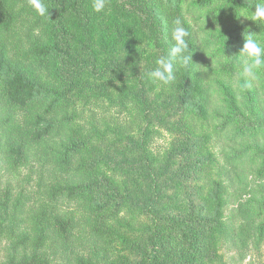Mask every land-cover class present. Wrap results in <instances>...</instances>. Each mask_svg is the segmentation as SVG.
Listing matches in <instances>:
<instances>
[{
    "label": "rangeland",
    "instance_id": "obj_1",
    "mask_svg": "<svg viewBox=\"0 0 264 264\" xmlns=\"http://www.w3.org/2000/svg\"><path fill=\"white\" fill-rule=\"evenodd\" d=\"M43 2L50 7V20L38 16L28 0L2 2L8 17H0V51L5 53L0 78V204L7 212L0 207V264L34 252L49 264H76L78 258L96 264H264V239L234 240L223 227L239 199L233 195L236 186L229 188L219 215L208 200L209 181L220 174L223 153L238 150L236 140L222 148L211 116L200 122V129L182 125L178 82L163 85L147 77L161 54L141 19L118 10L112 0H106L100 13L93 11V0ZM33 44L47 46L49 55L26 61L24 52ZM17 60L42 90L23 109L3 93ZM243 78L255 84L259 77ZM228 82L230 95L241 102L237 79ZM256 98L255 115L262 114L264 99ZM52 102L59 111L42 115ZM248 109L238 108L233 121L242 135L237 141L252 157L262 145L251 136L255 119H248ZM36 117L43 123L63 120L74 132H56L32 146L15 166L4 138L6 128H38ZM187 137L200 149L192 159L182 154ZM53 151L71 163L79 157L88 171L67 173L54 167ZM199 159L205 170L201 177L187 172ZM234 167L248 189L264 185L250 158ZM94 177L108 178L118 200L104 188L74 198L51 195L54 186L85 184ZM149 201L156 204V216H162L159 235L142 208ZM52 216L70 218L72 225L58 231ZM186 226L193 231L190 238L182 233Z\"/></svg>",
    "mask_w": 264,
    "mask_h": 264
},
{
    "label": "trees",
    "instance_id": "obj_2",
    "mask_svg": "<svg viewBox=\"0 0 264 264\" xmlns=\"http://www.w3.org/2000/svg\"><path fill=\"white\" fill-rule=\"evenodd\" d=\"M0 0V17H8L7 11ZM258 0H112L113 5L124 12L134 15L141 19L147 27L153 47L164 56L167 54L174 41L171 38L172 29L177 19L181 20L182 25L188 28L190 36V49H192L191 59L193 64L188 68L176 66L175 79L178 82L179 92L177 94L179 107L185 113L182 125L189 129L199 128L200 122L205 121L207 116H211L216 125V134L219 142L224 145L230 144L234 140L238 145L235 154L225 151L221 172L209 181L210 189L208 191V200L210 206L215 208L219 215L223 207L225 208V197L228 195L229 188L234 185L237 189L233 195L238 196L232 204L231 212L224 222L223 227L227 228L234 240L250 241L252 238L257 241L264 239V185L260 189H248L246 182L242 180L245 177L240 176L235 171L234 165L238 166L245 158H250L257 170L254 171L256 177L263 181L264 177V111L255 115L257 96L264 99V71L258 73L259 77L255 84L252 80H244L242 67L239 62L240 50L243 47V33L247 31L257 35L261 45H264V25H260L244 15H251L254 10V4ZM226 39V40H225ZM225 46L223 48V41ZM50 49L41 44H33L31 48L24 52L25 60L34 57H47ZM5 53L0 51V78L4 67ZM16 68L10 72L9 77L4 81L3 93L5 98L12 105L23 109L31 104L35 97L42 93L39 86L31 79H28L23 71V64L17 60L14 62ZM237 79L236 90L241 94V102H237L230 95V86L228 79ZM228 82V83H227ZM254 89V90H253ZM142 103H145L142 97ZM245 105L249 109L248 119L252 116L255 119L251 122L253 128L251 136L261 141V147L255 149L257 154L249 156L247 150L241 147V141H237L242 136L233 121L238 108L241 110ZM59 111L58 106L50 103L42 111V115L51 117L54 112ZM41 120L36 117L34 122L41 125L38 128L25 126L7 127L4 136L6 145L9 148L13 164L18 166L22 163L28 153V150L49 139L56 132L64 130L74 132L72 128L63 120L57 122L54 119ZM237 138V139H236ZM193 139V138H192ZM193 141V142H192ZM190 138L183 139L182 154L184 158L189 156L192 159L199 154V146L196 140ZM234 143V142H233ZM253 153V152H252ZM51 161L54 167L64 169L65 172L77 171L87 172L88 166L84 160L79 157L75 162L63 158L59 153H51ZM198 157V156H197ZM191 168L187 172L201 175L204 174V165L201 159L193 160ZM257 161L259 163H257ZM199 162V163H198ZM233 165V166H232ZM104 188L110 198L118 200V193L113 183L106 177L90 178L87 183L81 184L72 182L59 184L51 188V195L56 198L58 195H66L74 198L78 195L91 193L94 190ZM237 197V198H238ZM151 201H149L150 203ZM146 203L143 211L150 220L154 233L159 235V222L162 216H156L154 202ZM105 204H102V207ZM0 207L3 212H7V207L1 202ZM52 226L58 231H64L66 227L72 225L71 219L52 216ZM182 230L185 237L190 238L193 231L186 226ZM65 232V231H64ZM22 241H25L24 239ZM194 245V241L192 242ZM125 257V255H122ZM122 259L125 261V258ZM122 260V262H123ZM8 264H49L39 253H32L30 256H22L19 260H10ZM76 264H96L78 258Z\"/></svg>",
    "mask_w": 264,
    "mask_h": 264
},
{
    "label": "clouds",
    "instance_id": "obj_3",
    "mask_svg": "<svg viewBox=\"0 0 264 264\" xmlns=\"http://www.w3.org/2000/svg\"><path fill=\"white\" fill-rule=\"evenodd\" d=\"M28 2L38 16L49 19L50 7L43 0H28ZM105 7L106 0H93L92 2L93 11L97 13L103 12ZM251 13V15H241L260 25H264V0H258L254 4V10H251ZM174 23L175 26L171 34V38L174 41L173 45L166 55L156 59L155 64L157 67L147 72L149 79L163 85H168L174 81V69L177 65L182 68H188L193 64L191 59L192 49H190L189 40L187 39L190 36V32L188 28L182 25L181 20L177 19ZM243 36L244 43L239 57L242 73L246 77L255 78L258 73L264 71V46L261 45L257 35L253 32L247 31L246 34L243 33ZM225 40L223 41V48ZM116 83L118 84L119 81H116Z\"/></svg>",
    "mask_w": 264,
    "mask_h": 264
}]
</instances>
